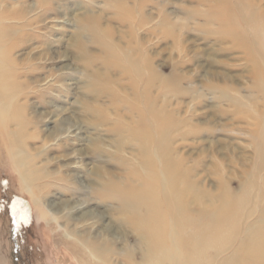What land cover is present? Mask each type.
<instances>
[{
    "label": "rangeland",
    "instance_id": "obj_1",
    "mask_svg": "<svg viewBox=\"0 0 264 264\" xmlns=\"http://www.w3.org/2000/svg\"><path fill=\"white\" fill-rule=\"evenodd\" d=\"M0 264H264V0H0Z\"/></svg>",
    "mask_w": 264,
    "mask_h": 264
},
{
    "label": "bare ground",
    "instance_id": "obj_2",
    "mask_svg": "<svg viewBox=\"0 0 264 264\" xmlns=\"http://www.w3.org/2000/svg\"><path fill=\"white\" fill-rule=\"evenodd\" d=\"M69 132H71V130H70V128H67L66 131H65V133H69ZM30 169H32V168H30ZM97 169L99 170L100 167H98ZM109 189H110V188H109ZM149 190H150V188H149ZM136 198H139V199H140V197H137V196H136ZM71 208H74V207H71ZM71 208H70V209H71ZM77 209H79V208H78V207H77V208L75 207V210H77ZM68 210H69V209H68ZM134 210H135V209H134ZM89 214H90L89 211L84 212V213H83V216L81 217V219L84 220V221L87 220V219H90V218H89V217H90ZM97 237H98V236H97ZM101 253H102V252H101ZM103 260H104V259H103Z\"/></svg>",
    "mask_w": 264,
    "mask_h": 264
}]
</instances>
